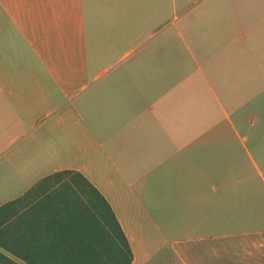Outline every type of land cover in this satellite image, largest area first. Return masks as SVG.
I'll return each mask as SVG.
<instances>
[{
	"label": "crops",
	"instance_id": "1",
	"mask_svg": "<svg viewBox=\"0 0 264 264\" xmlns=\"http://www.w3.org/2000/svg\"><path fill=\"white\" fill-rule=\"evenodd\" d=\"M62 169L129 264H227L264 232V0H0V264L78 242L92 191L27 192Z\"/></svg>",
	"mask_w": 264,
	"mask_h": 264
},
{
	"label": "trees",
	"instance_id": "2",
	"mask_svg": "<svg viewBox=\"0 0 264 264\" xmlns=\"http://www.w3.org/2000/svg\"><path fill=\"white\" fill-rule=\"evenodd\" d=\"M61 176H63L62 180H60ZM40 189L63 190L65 192L92 191L96 198L98 197V201L86 196L85 200L88 203L82 202L80 204L82 208L80 207L79 212L74 215L77 219L81 218L84 225L83 230L76 235L78 242L70 240L68 233L63 232L62 262L32 261V264H129L130 250L119 225L101 195L81 173L72 169L51 172L37 179L27 188V192ZM80 199L83 198L78 196L76 200L80 201ZM65 200L74 199L63 198V201ZM13 202V200H9L0 205V237H3L8 231L5 223L11 224L8 220H10L12 213L6 214L4 210L11 207ZM77 204L79 203H76L75 206ZM91 205L94 206V215L89 209ZM95 220L99 221L98 228L95 226L93 228L92 222ZM71 236V238L74 237V235Z\"/></svg>",
	"mask_w": 264,
	"mask_h": 264
},
{
	"label": "rangeland",
	"instance_id": "3",
	"mask_svg": "<svg viewBox=\"0 0 264 264\" xmlns=\"http://www.w3.org/2000/svg\"><path fill=\"white\" fill-rule=\"evenodd\" d=\"M182 5L168 6L165 9V21L172 20ZM238 245L227 246V264H264V232L235 235Z\"/></svg>",
	"mask_w": 264,
	"mask_h": 264
}]
</instances>
